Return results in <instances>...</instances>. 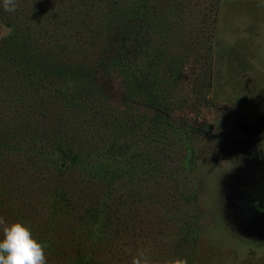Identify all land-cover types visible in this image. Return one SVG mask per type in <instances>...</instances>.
Returning <instances> with one entry per match:
<instances>
[{
    "label": "rangeland",
    "instance_id": "obj_1",
    "mask_svg": "<svg viewBox=\"0 0 264 264\" xmlns=\"http://www.w3.org/2000/svg\"><path fill=\"white\" fill-rule=\"evenodd\" d=\"M0 218L47 264H264V0H0Z\"/></svg>",
    "mask_w": 264,
    "mask_h": 264
},
{
    "label": "clouds",
    "instance_id": "obj_2",
    "mask_svg": "<svg viewBox=\"0 0 264 264\" xmlns=\"http://www.w3.org/2000/svg\"><path fill=\"white\" fill-rule=\"evenodd\" d=\"M18 0H3V8L7 12H15ZM0 264H47L45 246L35 239L31 229L23 223L8 225L0 218ZM134 264H141L134 260Z\"/></svg>",
    "mask_w": 264,
    "mask_h": 264
},
{
    "label": "trees",
    "instance_id": "obj_3",
    "mask_svg": "<svg viewBox=\"0 0 264 264\" xmlns=\"http://www.w3.org/2000/svg\"><path fill=\"white\" fill-rule=\"evenodd\" d=\"M137 77H135V79H136ZM80 93V92H79Z\"/></svg>",
    "mask_w": 264,
    "mask_h": 264
}]
</instances>
